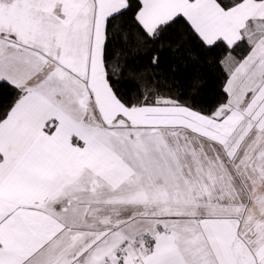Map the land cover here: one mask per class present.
I'll return each mask as SVG.
<instances>
[{
	"label": "snow or ice",
	"instance_id": "1",
	"mask_svg": "<svg viewBox=\"0 0 264 264\" xmlns=\"http://www.w3.org/2000/svg\"><path fill=\"white\" fill-rule=\"evenodd\" d=\"M177 25L210 109L116 86ZM0 86V264H264V0H0Z\"/></svg>",
	"mask_w": 264,
	"mask_h": 264
},
{
	"label": "trees",
	"instance_id": "2",
	"mask_svg": "<svg viewBox=\"0 0 264 264\" xmlns=\"http://www.w3.org/2000/svg\"><path fill=\"white\" fill-rule=\"evenodd\" d=\"M180 32V26H175L147 51L137 50L134 43L113 45V52L119 55V64L123 67L116 86L125 98L132 100L143 91L145 84L158 83L166 94L198 108L210 109L220 101L223 77L214 63L216 51L204 52L187 44L174 51ZM154 56L159 57L157 64L152 63ZM194 83L198 85L196 89L192 87ZM13 95L10 87L0 86V104H9Z\"/></svg>",
	"mask_w": 264,
	"mask_h": 264
}]
</instances>
